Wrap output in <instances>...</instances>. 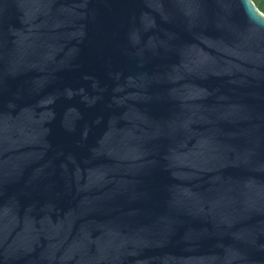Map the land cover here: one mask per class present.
<instances>
[{
    "label": "water",
    "instance_id": "obj_1",
    "mask_svg": "<svg viewBox=\"0 0 264 264\" xmlns=\"http://www.w3.org/2000/svg\"><path fill=\"white\" fill-rule=\"evenodd\" d=\"M260 20L0 0V264H264Z\"/></svg>",
    "mask_w": 264,
    "mask_h": 264
},
{
    "label": "trees",
    "instance_id": "obj_2",
    "mask_svg": "<svg viewBox=\"0 0 264 264\" xmlns=\"http://www.w3.org/2000/svg\"><path fill=\"white\" fill-rule=\"evenodd\" d=\"M257 8L264 13V0H253Z\"/></svg>",
    "mask_w": 264,
    "mask_h": 264
},
{
    "label": "snow or ice",
    "instance_id": "obj_3",
    "mask_svg": "<svg viewBox=\"0 0 264 264\" xmlns=\"http://www.w3.org/2000/svg\"><path fill=\"white\" fill-rule=\"evenodd\" d=\"M253 15L255 16L254 12H253ZM257 19H259V18L257 17ZM260 23H264V20H260Z\"/></svg>",
    "mask_w": 264,
    "mask_h": 264
}]
</instances>
